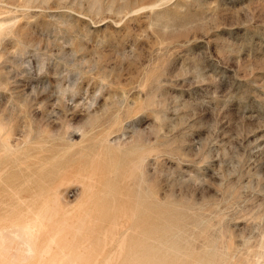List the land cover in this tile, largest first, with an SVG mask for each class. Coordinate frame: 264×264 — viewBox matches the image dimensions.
<instances>
[{
    "label": "rangeland",
    "instance_id": "1",
    "mask_svg": "<svg viewBox=\"0 0 264 264\" xmlns=\"http://www.w3.org/2000/svg\"><path fill=\"white\" fill-rule=\"evenodd\" d=\"M0 264H264V0H0Z\"/></svg>",
    "mask_w": 264,
    "mask_h": 264
}]
</instances>
